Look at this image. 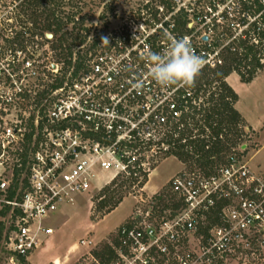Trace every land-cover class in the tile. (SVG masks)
<instances>
[{"label": "built area", "instance_id": "2783aa9c", "mask_svg": "<svg viewBox=\"0 0 264 264\" xmlns=\"http://www.w3.org/2000/svg\"><path fill=\"white\" fill-rule=\"evenodd\" d=\"M125 9L86 25L70 64L50 61L41 70L29 47L0 45V242L7 264H34L32 254L54 234L49 217L77 195L116 179L141 183L170 152L172 128L183 126L197 101L192 86L151 78L152 53L187 37L204 60L202 72L222 65L224 51L239 49L240 39L264 31V0H131ZM245 158L239 151L213 169L178 171L168 181L176 209L156 212L158 196L140 198L147 204L120 227L107 264H158L160 257L210 264L264 254V174ZM92 244L82 238L72 248ZM80 257L76 264H106L90 251Z\"/></svg>", "mask_w": 264, "mask_h": 264}, {"label": "rangeland", "instance_id": "374dc122", "mask_svg": "<svg viewBox=\"0 0 264 264\" xmlns=\"http://www.w3.org/2000/svg\"><path fill=\"white\" fill-rule=\"evenodd\" d=\"M55 1L59 4L56 6L59 14L66 18L68 15L71 16L75 13L80 18L77 24L79 25L83 21L84 26L87 25L86 28L94 26L98 18L104 19L105 16L113 14L115 10L123 12L126 10L125 6L131 4V0H54V3ZM45 4L40 10H43L45 6H53L52 3ZM26 6L28 4L24 3L23 0H0L1 46L9 44L8 40L13 38L11 30L20 28L19 19L24 16L27 19L28 16L22 10ZM12 11L13 14H11ZM73 24L74 22L69 23L67 28L71 29ZM46 34H53V32L47 30ZM27 47L33 52V54L28 52V55H32V59L36 60L41 70L44 69V64L50 61L59 62L55 51L51 49L50 43H45L43 37H36L35 41L28 44ZM229 76H231L230 80L228 79ZM225 79L239 95V100L235 107L242 113L245 121L244 130L246 135H244L243 143L237 146L233 153L239 151L243 153L246 157L245 161L251 170L264 174V68L259 70L250 82L242 81L240 74L235 70L231 71ZM49 80L50 77L44 82V73L42 72L41 83H44V85L48 84ZM202 100L203 98H200L198 102L200 103ZM207 132H209L208 128ZM158 161L153 164L155 168L148 178L142 180L141 183L136 181L134 183L133 181L134 184L130 183L122 192H115L114 196L118 198L119 195H122L123 201L104 216L97 206L101 198H104L99 195L105 188L114 186L112 183H107L99 189L96 188L87 193L79 194L74 201L63 205L53 212L47 224L54 227V234L47 248L33 256L34 264H54L52 260L55 259H59L61 264H64L65 260H67L65 264H76L81 255L87 254L89 251L94 254L95 249H102L107 243L110 245L111 243L114 244L120 227L135 217L138 211L144 207L143 204H147V202L139 201L140 198L147 201V199L156 198V196L165 198V195L167 196L170 193L175 198L176 204L175 206L167 207V209L178 208L179 201L171 193L168 181L174 174L183 169L182 164L184 168L188 167V165L183 161L181 163V160L170 152L167 154L162 152L160 161ZM101 179L105 181L108 177H106V174H102ZM147 183H149V186H147ZM166 201L170 202V200ZM148 206L145 205V208ZM216 219L218 218H213V220ZM82 238H94V245L71 249V246L80 242ZM195 243L196 241L192 240V245ZM4 251L0 242V264H7ZM40 254L41 257L39 258ZM97 258L101 261L99 257ZM170 261L160 257L158 264H172ZM199 262L200 264H207L198 260H194L193 264H199ZM213 263L212 261L210 264ZM224 263L264 264V254L253 259L230 255L224 258Z\"/></svg>", "mask_w": 264, "mask_h": 264}, {"label": "trees", "instance_id": "16d2710c", "mask_svg": "<svg viewBox=\"0 0 264 264\" xmlns=\"http://www.w3.org/2000/svg\"><path fill=\"white\" fill-rule=\"evenodd\" d=\"M28 6L23 7L26 17L19 19L20 28L15 31L13 39L8 43L26 48L35 41L36 37H43L45 43H50L55 51L58 61L71 63L75 47L87 37L84 34L83 21L79 23L76 14L64 18L59 14L54 0H23ZM45 6L43 10L40 8ZM73 26L67 28L69 23ZM52 31V38H48L46 31ZM254 37V36H253ZM247 37L239 40L240 48L224 51V63L215 68L202 71L192 85L193 99L199 103H192L190 111L181 119L183 126L174 125L170 134V153L186 163L189 168L213 169L224 163L227 158L241 145L246 135L244 130V117L235 107L239 100L238 93L227 83L226 76L233 70L237 71L241 80L250 82L256 73L264 68V31L255 38ZM200 117V118H199ZM207 128L209 132H207ZM235 149V150H234ZM147 178V177H146ZM136 180H114L112 185L105 188L99 196L101 198L98 210L103 216L114 210L122 201L123 196H114L115 192H122L128 185ZM170 200V202L166 201ZM156 212H162L169 206H175V198L168 193L165 198H160ZM2 227H0L1 240ZM96 257L103 263H108L114 256V249L110 244H105L102 249L94 250ZM213 264H225L224 258H219ZM257 264V263H253Z\"/></svg>", "mask_w": 264, "mask_h": 264}, {"label": "clouds", "instance_id": "9594fccd", "mask_svg": "<svg viewBox=\"0 0 264 264\" xmlns=\"http://www.w3.org/2000/svg\"><path fill=\"white\" fill-rule=\"evenodd\" d=\"M102 37V44H108ZM150 76L161 86H192L204 67V60L197 55L187 37L172 39L163 53H152L149 57Z\"/></svg>", "mask_w": 264, "mask_h": 264}, {"label": "crops", "instance_id": "0c3cea01", "mask_svg": "<svg viewBox=\"0 0 264 264\" xmlns=\"http://www.w3.org/2000/svg\"><path fill=\"white\" fill-rule=\"evenodd\" d=\"M228 79L230 80L231 79V76H229L228 77ZM232 84H233V82H231ZM181 163H183L182 161H180ZM182 167L184 168V166H183V164H182ZM149 182V181H148ZM147 186H149V183H147ZM93 240H94V238H93ZM51 241V238L49 239V242ZM49 242L46 244V246H44V247H42V248H40L39 250H37V251H35L33 254H32V256H31V261L33 262V256H35L36 254H38L40 251H42V250H45L46 248H47V246H48V244H49ZM74 248V244L71 246V248ZM72 248V249H73ZM41 257V254L39 255V258ZM34 263V262H33Z\"/></svg>", "mask_w": 264, "mask_h": 264}, {"label": "water", "instance_id": "95a60500", "mask_svg": "<svg viewBox=\"0 0 264 264\" xmlns=\"http://www.w3.org/2000/svg\"><path fill=\"white\" fill-rule=\"evenodd\" d=\"M53 36V34H47L48 38H51Z\"/></svg>", "mask_w": 264, "mask_h": 264}]
</instances>
